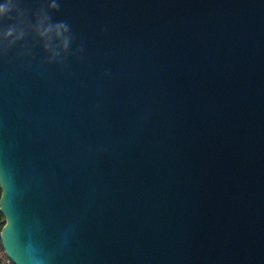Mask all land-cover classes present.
Returning a JSON list of instances; mask_svg holds the SVG:
<instances>
[{"label": "water", "instance_id": "95a60500", "mask_svg": "<svg viewBox=\"0 0 264 264\" xmlns=\"http://www.w3.org/2000/svg\"><path fill=\"white\" fill-rule=\"evenodd\" d=\"M3 4L12 264H264V0Z\"/></svg>", "mask_w": 264, "mask_h": 264}, {"label": "clouds", "instance_id": "9594fccd", "mask_svg": "<svg viewBox=\"0 0 264 264\" xmlns=\"http://www.w3.org/2000/svg\"><path fill=\"white\" fill-rule=\"evenodd\" d=\"M9 11V6L7 4H3V5H0V18H3ZM50 31V29H45L43 33H41V35H45L47 34V32ZM55 31L57 32V34H61L63 29L62 27H57L55 29ZM66 47V42H65V45ZM0 231L3 230L4 228V217L2 215H0ZM0 264H12V261L8 258V256L6 255L5 253V250L4 248L2 247V245H0Z\"/></svg>", "mask_w": 264, "mask_h": 264}, {"label": "snow or ice", "instance_id": "6c2138e0", "mask_svg": "<svg viewBox=\"0 0 264 264\" xmlns=\"http://www.w3.org/2000/svg\"><path fill=\"white\" fill-rule=\"evenodd\" d=\"M7 227V224L4 222V228H6Z\"/></svg>", "mask_w": 264, "mask_h": 264}, {"label": "trees", "instance_id": "16d2710c", "mask_svg": "<svg viewBox=\"0 0 264 264\" xmlns=\"http://www.w3.org/2000/svg\"><path fill=\"white\" fill-rule=\"evenodd\" d=\"M1 215V214H0ZM1 223V222H0ZM0 245H1V242H0Z\"/></svg>", "mask_w": 264, "mask_h": 264}]
</instances>
